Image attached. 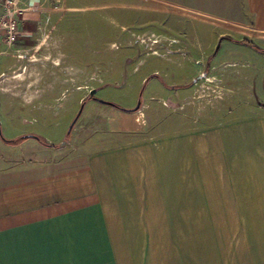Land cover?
Listing matches in <instances>:
<instances>
[{"label": "crops", "instance_id": "0c3cea01", "mask_svg": "<svg viewBox=\"0 0 264 264\" xmlns=\"http://www.w3.org/2000/svg\"><path fill=\"white\" fill-rule=\"evenodd\" d=\"M62 1L66 0H20L16 41L9 44L0 37V84L8 73L23 74L33 64L48 74L30 103L24 98L32 86L29 82H14L23 91L20 99L0 100V132L5 139L31 134L44 138L25 125L36 117L56 116L64 102L63 111L73 114L83 100L84 108L92 89L99 98L107 86L125 87L137 50L134 44L144 54L167 59L172 67L149 74H158L161 81L150 93L157 100L151 114H159L166 102L172 109L188 107L184 96L202 82V76L207 79L204 58L211 57L214 40L200 44L151 28L121 29L113 38L110 33L86 37L85 56L77 57L66 28L78 24L82 5ZM220 2L144 5L125 0L121 5L142 12L140 26L165 18L162 23L178 31L183 21L211 16L248 25L249 36L238 37L241 31L235 29L228 35L232 38L264 40V0ZM96 18L110 26L105 16ZM107 34L111 39H105ZM115 39L123 46L116 59L124 69L121 82L108 80L100 71L109 58L100 44L117 48ZM148 41L156 43L155 49L148 51L152 48ZM213 69H219L218 64H212ZM164 74L184 78L167 81ZM145 75L135 85L136 90L142 85L140 94L151 79ZM230 78L235 79L233 74ZM90 100L94 102L83 116L82 108L70 141L62 146L47 147L34 138L8 144L0 137V264H264V161L238 158V153L255 154L259 147L264 154V110L193 128L187 117L182 128L149 134L146 107L151 103L142 96L137 111ZM181 121L185 124V119ZM100 133L122 140L103 142L98 140ZM192 156L198 158L195 179Z\"/></svg>", "mask_w": 264, "mask_h": 264}, {"label": "rangeland", "instance_id": "374dc122", "mask_svg": "<svg viewBox=\"0 0 264 264\" xmlns=\"http://www.w3.org/2000/svg\"><path fill=\"white\" fill-rule=\"evenodd\" d=\"M124 1L125 0H66L61 2L62 4L65 2L64 5H82V9L78 11L76 17V21H78V24H75L74 26H72V28H66V34H68L67 36L73 39V42H70V44L73 45L77 57L85 56V47L87 46V43L85 41L86 37L95 35L96 33H110L112 34L111 36L113 38V34H117L121 29H127L128 31H130L151 28L153 30H159L161 33H167L169 36L178 38L180 40H182L181 35H185V39H195L196 43L200 44H204L206 39L208 41L210 39L214 40V51L212 49L213 52L211 51L212 53H210L211 57L204 58V61L206 62V71L208 72L206 75L207 79L203 80L202 76V82L200 84H195V86H193V89L190 91L191 93L184 96L190 101V104L187 105L188 107H185V109L182 110V107L177 108L176 106L175 108L177 109H172L174 106H168V102L165 101V105L161 103L162 105L160 106L159 114L153 116L151 114V108L154 104L157 103V100H152V98L150 97V93L154 89V85L158 83L161 84V81L159 78H151L149 80L148 84L141 94L144 102L151 103L146 107V114L149 124V134H153L154 132H165L168 130H173L177 127L182 128L184 125H187V117H189V123L191 125V128H193L197 126L199 127L200 125L222 124L223 122H225V120H227V118L229 119L235 116L242 117L248 114H253L259 110H264V45L261 44L264 40H261V38L255 36L254 42H252V44L250 45L234 42L229 39H224L221 41L218 37L219 35L233 34L232 30L235 29H239L241 33L244 32L242 34L240 33V36L238 37H245L246 35L249 36L248 31L250 28L248 27V25H238L230 21H225L224 19H220L218 17L207 16L204 21L187 20L181 22L178 25V27L180 28L178 29V31H172L171 28H168L165 23H162L163 21H165V18L162 20L158 19L157 21H149L148 25L140 26L139 23L144 20V17H141L142 12H140L139 10L137 11L134 9H127L124 5H121V3H123ZM136 1L137 3L142 2L144 5L152 2L166 4L172 3V1H175L174 5H182L180 3H185L186 5H222L220 0ZM89 5H92V9H90ZM101 5L105 6L100 8ZM212 9L213 12H219V10L216 8ZM174 10L177 11L179 9ZM180 10L181 12L187 13L185 11H182V9ZM99 15L105 16L108 20H110V26H102L100 23H98L96 17ZM159 24H163V26ZM148 33L150 32H143V34ZM110 34H107L105 36V39H111ZM151 36L156 39V36H153V33H151ZM251 38L252 37H249V39ZM142 39L149 40L150 37H146V35H143ZM219 41H221V43L219 44L218 49L215 50L216 45ZM113 44L117 45V48H111L107 42L100 44L101 51H104L105 55L109 57L108 60L100 67V71L105 77L108 78V80L121 82L123 80L124 69L122 66L120 67L118 63H116V59L119 56L118 52L121 51L120 49H122L123 46L120 45V43L116 39L115 43ZM155 44L156 43L151 44V42H149L148 45H152V48L149 47L148 51L155 49ZM114 45L112 46L115 47ZM103 46H105V48H103ZM132 46L134 47V49L136 47L137 50L133 52V59L127 68L128 75L125 87L122 88L112 85L107 86L100 91L99 95H97L100 96L98 99L122 104L123 106H128V104H133V106H136L138 103V98L141 92L140 88L142 85L137 88V90L135 85L141 79L143 74H146L145 76H148L154 69L160 70L162 72H165V69L168 68L172 70V67L170 68V64L167 59L162 58L159 55L144 54V52L140 50L142 48L139 49L137 44H134ZM254 46H256L257 48H255ZM125 59L122 58V65ZM22 60H24V58ZM184 61L186 62V60ZM29 63L30 62H28L27 64ZM212 64H218L219 69L210 70ZM31 66V69L28 70L27 67L26 71L23 74H12L13 72L20 71L16 70L4 76H8V78L3 77L2 81L4 82L0 84V89H5L0 90L2 91L0 92V100L11 99L12 101L13 99H20L19 97H22L23 91H21V87L18 85L15 86L14 82L32 83L31 88L27 91L28 96L24 97L26 99V103H30L31 99L35 98L40 93H38V90H35L36 86L37 88H39L38 85L40 86V84L42 83L45 84V81L47 80L46 76H48V74H42V66L38 65L36 68H34V64ZM134 67L135 69L133 70ZM46 69L47 68H45V70ZM230 74H233V77H235V79L232 80L230 78ZM183 78L184 77L182 74H171L165 76V79L167 81H177L181 79L183 80ZM198 78L199 77H197L196 81L200 80ZM77 83H81V78H79ZM79 92L81 94L84 93L81 90H78V93ZM43 93H46V91H43ZM93 102L94 101L90 99L87 101L83 108L81 116H83L87 112L88 108ZM65 104L66 102H64L62 106H60L59 112H57L58 114L56 116L50 117V119L47 120H45L46 118L44 117H42V120L36 117L37 119H31L32 124H27L25 126L31 127L30 129H35L37 132H39L40 135L48 140L49 143L56 144L57 142H59V140L62 139L63 134L65 136V134L67 133L71 121L73 120L81 106V104H79L73 114H68L61 108L65 106ZM2 108L7 109V106L2 105L1 109ZM48 108L51 107L49 106ZM52 108L57 109L58 106H54ZM157 118H160V121ZM181 119H185V124H183ZM77 120L75 121V123L77 122ZM2 133L4 135L8 133L5 124H3L2 126ZM82 134H84V132ZM70 139L71 137L69 136V139L66 143H68ZM98 140L103 142L107 141L111 144L119 142L122 139L109 136L106 133H100V137L98 138ZM256 150L259 152H256L255 154L241 152L238 153L239 161H264V154L261 148H256ZM197 159L192 156V179H195L199 176L198 163L196 162ZM235 159L236 155H233V160ZM258 172L259 171L256 170L255 173Z\"/></svg>", "mask_w": 264, "mask_h": 264}, {"label": "built area", "instance_id": "2783aa9c", "mask_svg": "<svg viewBox=\"0 0 264 264\" xmlns=\"http://www.w3.org/2000/svg\"><path fill=\"white\" fill-rule=\"evenodd\" d=\"M20 0H0V37L12 44L17 39Z\"/></svg>", "mask_w": 264, "mask_h": 264}, {"label": "trees", "instance_id": "16d2710c", "mask_svg": "<svg viewBox=\"0 0 264 264\" xmlns=\"http://www.w3.org/2000/svg\"><path fill=\"white\" fill-rule=\"evenodd\" d=\"M222 39H229V40H231V41L238 42V43H242V44H250V45L252 44V42L249 41V40H247V39L236 40V39H233L232 37H230V36H228V35L221 36L219 40H222ZM254 47L257 48L256 46H254ZM152 77L160 78V76H159L158 74H151V75H149V76L147 77V79H150V78H152ZM147 79H146V80H147ZM146 80H145V81H146ZM87 98H88V99H95V100H97V101L102 102L103 104H106V105H109V106H113V107H115V108H117V109H121V110H124V111H137V110H139V109L141 108V105H142L141 94L139 95V98H138V104H139V105H138L137 107L131 109V110H128V109L123 108V107H120L119 105H117V104L114 103V102H110V101H101L100 99L96 98L94 95H88ZM84 103H85V100L82 101V104H84ZM71 131H72V129H71L69 132H67V133L65 134V137H64V139H63L62 142H60V143H56V144L48 143L44 138H41V137H39V136H37V135H34V134H33V135H32V134H31V135H22V136H20V137H18V138H16V139H13V140L5 139L1 134H0V137H1V139H2L5 143H8V144H17V143H19V141H21V140H23V139H25V138H34V139L37 140L40 144H42V145H44V146H47V147H51V148H53V147H58V146H62V145H64V144L67 142V140L69 139V136H70V132H71Z\"/></svg>", "mask_w": 264, "mask_h": 264}, {"label": "water", "instance_id": "95a60500", "mask_svg": "<svg viewBox=\"0 0 264 264\" xmlns=\"http://www.w3.org/2000/svg\"><path fill=\"white\" fill-rule=\"evenodd\" d=\"M219 43H220V41L217 43L215 50L218 49V47H219ZM94 92H95V89L90 90V91H89V95H93ZM100 100H101V99H100ZM101 101H105V100H101ZM83 105H84V104L81 103V106H80L78 112L76 113L75 117H74L73 120L71 121V123H70V125H69V127H68L67 132H69V131L72 129V127H73L75 121L77 120V118L79 117V115H80V113H81V111H82ZM138 105H139V104L137 103V105H136L135 107H137ZM135 107H133V108H135ZM133 108H130V109H129V108H126V109L131 110V109H133ZM0 134H1V132H0Z\"/></svg>", "mask_w": 264, "mask_h": 264}]
</instances>
